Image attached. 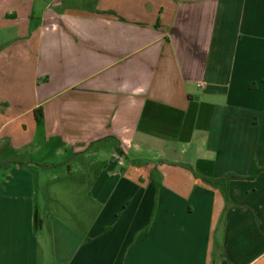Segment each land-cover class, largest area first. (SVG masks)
<instances>
[{
    "label": "crops",
    "instance_id": "crops-1",
    "mask_svg": "<svg viewBox=\"0 0 264 264\" xmlns=\"http://www.w3.org/2000/svg\"><path fill=\"white\" fill-rule=\"evenodd\" d=\"M1 41L0 264H264V171L179 165L264 168V0H0Z\"/></svg>",
    "mask_w": 264,
    "mask_h": 264
},
{
    "label": "rangeland",
    "instance_id": "rangeland-1",
    "mask_svg": "<svg viewBox=\"0 0 264 264\" xmlns=\"http://www.w3.org/2000/svg\"><path fill=\"white\" fill-rule=\"evenodd\" d=\"M2 44V41L0 42ZM47 175V174H46ZM77 172H71V174H68V171L66 169L62 171H53V173H49L47 180H46V187H49V192L52 193H61L63 191V195H60L67 200L70 204H77L78 202H81V197L73 195V186L76 185L77 182L81 181V177L79 176ZM67 176V177H65ZM79 176V177H77ZM56 179V177L59 179L52 180V178ZM87 182L90 179H85ZM67 193V194H66ZM59 197V196H58Z\"/></svg>",
    "mask_w": 264,
    "mask_h": 264
},
{
    "label": "trees",
    "instance_id": "trees-1",
    "mask_svg": "<svg viewBox=\"0 0 264 264\" xmlns=\"http://www.w3.org/2000/svg\"><path fill=\"white\" fill-rule=\"evenodd\" d=\"M38 112H40V115L42 116V110L40 109ZM21 165L38 166L41 168H48L51 166L49 164H38V163H34V162H22ZM179 165H181V166L189 169L190 171H192V173L195 176L199 177L203 182L207 183L208 185H210L216 189H219L221 191V193L223 194L224 198L226 199V202H227L228 185H229L228 183L231 179L239 178V179L253 180L257 177V175L260 172L264 171V168L258 167L256 164H254L253 168H252V173L248 177H244V176H240V175H236V174H232V173L225 174L222 177H207V176H200L198 173H196L193 166L190 164L179 163Z\"/></svg>",
    "mask_w": 264,
    "mask_h": 264
},
{
    "label": "built area",
    "instance_id": "built-area-1",
    "mask_svg": "<svg viewBox=\"0 0 264 264\" xmlns=\"http://www.w3.org/2000/svg\"><path fill=\"white\" fill-rule=\"evenodd\" d=\"M198 85H199V86H202V83H199Z\"/></svg>",
    "mask_w": 264,
    "mask_h": 264
}]
</instances>
